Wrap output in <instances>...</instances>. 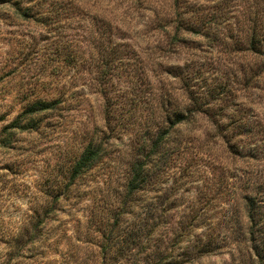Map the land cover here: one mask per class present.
I'll return each instance as SVG.
<instances>
[{
    "label": "rangeland",
    "instance_id": "obj_1",
    "mask_svg": "<svg viewBox=\"0 0 264 264\" xmlns=\"http://www.w3.org/2000/svg\"><path fill=\"white\" fill-rule=\"evenodd\" d=\"M261 32L264 0H0V264H256L240 196L264 180ZM185 89L213 119L167 121L150 188L127 193L144 126ZM178 225L196 227L163 234Z\"/></svg>",
    "mask_w": 264,
    "mask_h": 264
},
{
    "label": "trees",
    "instance_id": "obj_2",
    "mask_svg": "<svg viewBox=\"0 0 264 264\" xmlns=\"http://www.w3.org/2000/svg\"><path fill=\"white\" fill-rule=\"evenodd\" d=\"M245 38L249 39L252 47V51L258 56L264 58V32H261L257 35L251 33L250 36L247 34ZM61 102L59 98L53 99L52 101H36L37 108L34 111H40L44 109L54 108L55 105H58ZM192 105V108H191ZM202 105L198 104L196 101H191V91L185 89L183 92L182 103H178L177 107L173 112L168 113L164 112L160 118V122L156 125L148 124L144 126V132L148 133L149 136L144 140L148 142L147 159L142 156L141 152L136 153L133 160H131L128 166V176L126 180V191L129 194H133L144 189H149L151 184V178L155 175L156 172L155 162H157L156 154V143L151 141V136H156V133L166 124L170 119H174L178 124L184 123L191 118V120H198L202 118L213 119V113H208L207 110H203ZM232 128H237L233 126ZM227 129H219V138L226 145L230 147V138H233L237 135L228 134ZM236 143V142H234ZM237 144H234L233 147H237ZM101 144L96 143L95 141H90L86 146L83 147L81 153L77 157L73 165V176L84 172L85 170L92 167L99 158H101ZM248 184L251 186L249 190L242 193L241 205L244 210V215L246 218V227L244 229V240L242 241V247L245 248V254L249 257H252L256 264H264V180L256 182L255 178L248 179ZM149 212H152V209L149 204H147ZM196 226H191L187 228L183 225L166 227L163 229L164 235H171L176 241L181 238V234L185 232L186 229H195ZM104 252L106 253V248L108 244L104 242ZM193 251L198 254H208L216 251V247L212 244V240L209 238L201 239L198 238L194 240L191 244Z\"/></svg>",
    "mask_w": 264,
    "mask_h": 264
}]
</instances>
